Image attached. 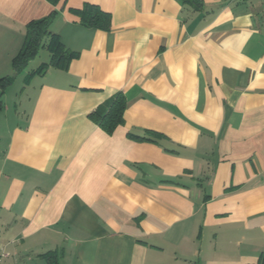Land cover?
Segmentation results:
<instances>
[{
    "label": "crops",
    "instance_id": "crops-1",
    "mask_svg": "<svg viewBox=\"0 0 264 264\" xmlns=\"http://www.w3.org/2000/svg\"><path fill=\"white\" fill-rule=\"evenodd\" d=\"M53 12L77 58L4 94L0 264H264V0H0V78ZM118 92L107 135L89 116Z\"/></svg>",
    "mask_w": 264,
    "mask_h": 264
},
{
    "label": "trees",
    "instance_id": "trees-1",
    "mask_svg": "<svg viewBox=\"0 0 264 264\" xmlns=\"http://www.w3.org/2000/svg\"><path fill=\"white\" fill-rule=\"evenodd\" d=\"M56 4L58 0H49ZM183 6L189 7L195 12L202 9V0H181ZM76 16L78 24L88 29L108 32L111 28L110 14L102 11L98 6L83 4L81 9L70 10ZM56 16V12L49 16L31 21L26 26V39L21 51L12 60L13 75L0 78V111L3 109V97L6 90L13 84L15 78L23 73L29 63L34 61L41 49H46L50 54L48 63L42 64L25 78V84H29L35 76H44L50 68L67 71L70 63L77 58V54L67 50L60 42L58 36L50 33V26ZM126 111V99L122 92L116 93L100 108L92 113L90 120L105 134L112 135L114 131L124 124ZM46 264H58V253L49 252L43 255Z\"/></svg>",
    "mask_w": 264,
    "mask_h": 264
},
{
    "label": "rangeland",
    "instance_id": "rangeland-1",
    "mask_svg": "<svg viewBox=\"0 0 264 264\" xmlns=\"http://www.w3.org/2000/svg\"><path fill=\"white\" fill-rule=\"evenodd\" d=\"M48 56H49L48 51L46 49H41L40 52H39V56L37 57L36 61L33 62V63H30L28 65V67L26 68L24 74L31 73L32 70H34L37 67V65H39V64L48 63L47 62L48 61ZM19 84H20V79L18 80V82L16 84H14V82H13V84H12L13 86L11 85L8 88L9 90L7 89L8 92H9V99H11L12 96L15 97V95H17L21 91L22 85H19ZM25 85H28V84H25Z\"/></svg>",
    "mask_w": 264,
    "mask_h": 264
},
{
    "label": "built area",
    "instance_id": "built-area-1",
    "mask_svg": "<svg viewBox=\"0 0 264 264\" xmlns=\"http://www.w3.org/2000/svg\"><path fill=\"white\" fill-rule=\"evenodd\" d=\"M3 257H4V255L0 253V261H1V259H2Z\"/></svg>",
    "mask_w": 264,
    "mask_h": 264
}]
</instances>
